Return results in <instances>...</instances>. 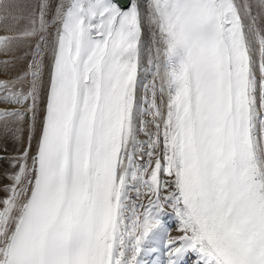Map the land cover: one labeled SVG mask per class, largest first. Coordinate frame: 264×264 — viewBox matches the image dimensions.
I'll use <instances>...</instances> for the list:
<instances>
[{
	"label": "bare ground",
	"instance_id": "obj_1",
	"mask_svg": "<svg viewBox=\"0 0 264 264\" xmlns=\"http://www.w3.org/2000/svg\"><path fill=\"white\" fill-rule=\"evenodd\" d=\"M84 1L85 3L79 0H0V32H7L10 36V44L2 53L4 58L10 60L1 61L0 77L20 79L16 86L19 94L13 92L9 96L6 90L0 87L3 90L0 94V148H2L0 152L9 148L14 151L7 150L11 152L6 151L8 154L25 150V163L21 168L19 180L16 177L14 180L13 177H6V170L11 168L7 167L5 160L0 165V169L5 173L0 172L3 176L0 180V194L11 195L8 189L5 193L2 188L3 182L13 181V184L17 179L15 202L10 200L8 202V206L11 204L8 209L9 222L0 245V264H6L8 250L4 245L9 243H7L8 238L11 240L35 185L36 175L43 167V162H39V150L42 139L45 137L43 131L48 109L47 99L51 97L52 84L53 87L55 85L52 82V75L56 71L59 41L66 19L73 11H79L88 23L93 14L92 6L98 2L101 6V1L108 2V0ZM130 1L132 7L128 14L134 24L130 25L127 20L125 21V29L129 35V50L121 52L120 59L128 57L130 61H134L135 76L126 97L127 126L120 163L113 178V200L117 205V219L114 223L115 253L119 251L120 255L128 260L127 253L133 248V242L129 238L136 239L140 236L137 235L139 228L145 230L153 227L151 234L146 238L149 242L148 252L153 251L155 255H152L151 264H163L164 250H167L170 262L171 256L184 245L185 240L188 237H194L197 245L191 253L194 256L191 261L193 264L196 260L199 262L198 259L208 255L211 247L200 231L196 210L184 183L181 153L178 151L175 136L169 61L175 60L177 67L180 66L184 74V98L192 125L191 147L201 156L208 153H220L233 162L242 160L243 156L240 155L237 158L234 153L240 143L238 130L241 120L237 118L238 129H236L235 119L228 118L233 117V111L238 112L240 108H243L241 106L243 99L240 95L245 94L246 110L244 111L248 115V120L243 124L246 125L248 133L247 143L244 145V156L246 163L255 174V183L259 192L264 197V0H184L182 6L180 0H174L178 10V28L184 32L189 30L191 25L184 21L186 18L182 16V8L191 6L194 9L195 32L193 34L195 36L186 44L189 49L186 61L176 52V37L169 30L168 13L164 1ZM223 1H227L229 9ZM213 15L216 18L228 16V19L236 24L235 34L238 37L236 42L239 40L237 46L233 45L235 37L224 40L220 37L211 17ZM135 17L139 19L140 27L135 25ZM203 21H206V30L211 32L218 41L223 53L222 56L217 52L216 66L211 68L214 72L212 76H202V72L205 73L208 69L201 63V44L197 37L199 30L202 29ZM185 35L189 38L187 32ZM88 38L89 31L86 28L83 39ZM42 46L43 51L32 63L40 72V75L36 77L35 94L29 96L34 105L25 110L27 118L18 117L21 114L15 117L16 112L10 110L12 105L9 102L14 101L15 98L18 101L27 98L25 90L28 78L25 77L29 74V59L35 47ZM241 49L245 50V54L241 53ZM240 57L242 59L237 61ZM236 64L248 70L249 78L246 79V83L239 82L238 75L237 80L235 77L233 82ZM100 79H102L101 76ZM205 88L209 90V94L204 93ZM154 101L159 105V115H162V133L158 144L155 145L156 149L147 147L142 150L144 146L139 148V141L144 143L141 129L148 122L145 123L146 118L143 117L141 108L148 103V110L155 113L152 109ZM207 115L210 117H206ZM213 116L216 117L215 120ZM203 119H205L204 131L218 130L214 136L220 139L221 146L214 149L205 147L206 143L199 129L200 124L203 127ZM195 123L198 127L196 139L193 133ZM9 124L12 125V129L14 126H21L22 135L19 140L11 135L12 132L11 134L6 132ZM21 144H23L22 148L19 147ZM138 153L143 154L144 160L139 162V166L137 162H134ZM153 155L156 157L152 159ZM209 176L217 179L220 176V169L210 172ZM149 190L152 193L150 202L147 198ZM141 200V205L134 206L135 202ZM147 204L155 210L150 207L147 215L140 219ZM0 206L3 207V205ZM125 210L129 212L127 217L121 215ZM121 256L118 258L114 256L113 263L115 260V264H124ZM133 261L134 257L131 262ZM141 263L142 259L138 264Z\"/></svg>",
	"mask_w": 264,
	"mask_h": 264
},
{
	"label": "rangeland",
	"instance_id": "obj_2",
	"mask_svg": "<svg viewBox=\"0 0 264 264\" xmlns=\"http://www.w3.org/2000/svg\"><path fill=\"white\" fill-rule=\"evenodd\" d=\"M25 34H27L28 32H24ZM3 34V35H2ZM0 35H2L3 36V38H4V40L3 41H1L0 42V44H1V47H0V58L1 57H3V62H6V61H9L10 59H7V58H4V56H2V53L3 52H5V50H6V46L8 45V44H10V36H9V34L6 32V33H4V32H0ZM7 35V36H6ZM7 43V44H6ZM5 44V45H4ZM3 49V50H2ZM22 56L24 57L25 56V54L23 53L22 54ZM27 57H28V55H27ZM5 60V61H4ZM3 88V87H2ZM3 90L5 91V88H3ZM3 90L2 89H0V94H2L3 93ZM1 102V101H0ZM11 102H13L14 103V101H11ZM158 116H156V121H158ZM25 119V118H24ZM10 123V122H9ZM8 127H7V131L6 132H8L9 134H11L10 132H12V134L11 135H13L14 137H16V139H20V137H21V135H22V128H21V126H18V127H13V129L11 128L12 127V125H7ZM23 128H24V126H23ZM153 128V127H152ZM155 128H156V131H155ZM155 128L152 130V132H154L155 133V136H158V132H159V125H158V122L156 123V126H155ZM9 129V130H8ZM19 129H21V130H19ZM15 130H18V131H15ZM15 133H14V132ZM21 131V132H20ZM16 134H17V136H16ZM17 142V141H16ZM22 146H23V144H21L19 147H21L22 148ZM19 147H17V148H19ZM0 150H2V148H0ZM4 151L3 152H0V153H5V154H8V153H11V152H8L7 150H10V151H14L12 148H9V149H3ZM24 150V149H23ZM23 150H22V152H20V153H18V154H22L23 153ZM6 151L8 152V153H6ZM15 154V153H14ZM9 155V157H11V158H5V163L8 165L7 167H10L11 168V170H6V174L2 171V169H0V172H3L5 175H6V177H9V178H11V177H15V174L17 173V171L19 172V169H20V167L19 166H21L22 165V161H21V159H20V163H21V165H20V163L19 164H17V163H15V161H14V156H12L11 154H8ZM156 156L155 155H153L152 156V159L153 158H155ZM151 160V159H150ZM0 165H1V163H0ZM18 167H19V169H18ZM154 176H155V173H154ZM3 178V176L0 174V180ZM5 179H7V178H5ZM8 180V179H7ZM13 180H14V178H13ZM12 182L13 181H11V182H6V180H5V182H3L4 184L2 185V188L4 189V191H5V193L8 191L9 193H11L12 192V189H11V187H10V185L12 184ZM9 188H10V190H9ZM6 189H8L7 191H6ZM150 192V194L148 195V200H149V198L151 197V191L149 190L148 191V193ZM9 196H11L10 194H0V200H1V198H6V199H8V197ZM4 204V203H3ZM2 204V202L0 201V205H3ZM11 205V204H10ZM9 205V206H10ZM9 206H7V209H6V212H8V209H9ZM0 208L2 209V207L0 206ZM0 212H1V210H0ZM2 218H3V216L1 215L0 216V224H1V220H2Z\"/></svg>",
	"mask_w": 264,
	"mask_h": 264
}]
</instances>
